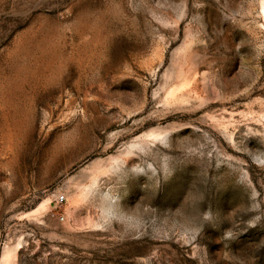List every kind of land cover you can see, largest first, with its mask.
Wrapping results in <instances>:
<instances>
[{
	"label": "rangeland",
	"instance_id": "rangeland-1",
	"mask_svg": "<svg viewBox=\"0 0 264 264\" xmlns=\"http://www.w3.org/2000/svg\"><path fill=\"white\" fill-rule=\"evenodd\" d=\"M0 264H264V0H0Z\"/></svg>",
	"mask_w": 264,
	"mask_h": 264
},
{
	"label": "built area",
	"instance_id": "built-area-1",
	"mask_svg": "<svg viewBox=\"0 0 264 264\" xmlns=\"http://www.w3.org/2000/svg\"><path fill=\"white\" fill-rule=\"evenodd\" d=\"M63 199H64V196H61V197H60V201H63Z\"/></svg>",
	"mask_w": 264,
	"mask_h": 264
}]
</instances>
